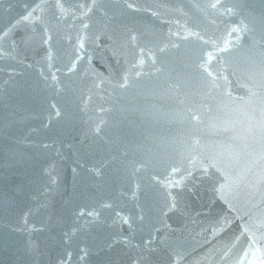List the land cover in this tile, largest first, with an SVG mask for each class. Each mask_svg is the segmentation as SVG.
<instances>
[{"label":"water","instance_id":"obj_1","mask_svg":"<svg viewBox=\"0 0 264 264\" xmlns=\"http://www.w3.org/2000/svg\"><path fill=\"white\" fill-rule=\"evenodd\" d=\"M0 264H264V0H0Z\"/></svg>","mask_w":264,"mask_h":264}]
</instances>
